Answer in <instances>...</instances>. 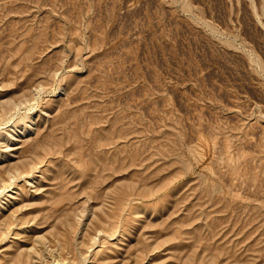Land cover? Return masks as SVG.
<instances>
[{"label":"rangeland","instance_id":"rangeland-1","mask_svg":"<svg viewBox=\"0 0 264 264\" xmlns=\"http://www.w3.org/2000/svg\"><path fill=\"white\" fill-rule=\"evenodd\" d=\"M0 264H264V0H0Z\"/></svg>","mask_w":264,"mask_h":264}]
</instances>
